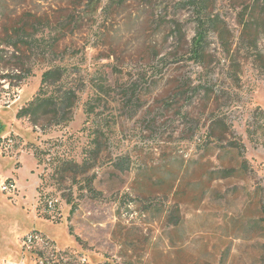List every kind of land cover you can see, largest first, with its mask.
Returning <instances> with one entry per match:
<instances>
[{"label":"rangeland","instance_id":"rangeland-1","mask_svg":"<svg viewBox=\"0 0 264 264\" xmlns=\"http://www.w3.org/2000/svg\"><path fill=\"white\" fill-rule=\"evenodd\" d=\"M0 126V264H264V0H0Z\"/></svg>","mask_w":264,"mask_h":264},{"label":"trees","instance_id":"trees-1","mask_svg":"<svg viewBox=\"0 0 264 264\" xmlns=\"http://www.w3.org/2000/svg\"><path fill=\"white\" fill-rule=\"evenodd\" d=\"M204 40V36H203V33H197L195 39H194V45H193V50L191 53V57H193L194 59L196 58H199L201 55H202V52H199L200 51V48H201V45H202V42ZM17 60H18V57H17ZM58 70L56 68H51L49 70H47L46 72H44L41 76V86L39 88V91L38 93H40L42 91V89L45 87V86H55L59 81H60V78L58 77L57 79L55 78L56 75H57V72ZM12 77V79H17V81H21V73L19 71H11V76L9 73H7L6 75L3 76V80H7L8 78L10 79ZM59 91L63 92L60 96L59 99L55 98L54 96H48V97H45L43 99L39 98V94L35 97V99L32 101V103L27 107V108H24L22 110H20L17 114V117L21 118L23 116H28L30 114V112H32L34 115H36L40 110L42 109H47V108H55V107H58L59 108H64L65 106L68 105V101L69 99H71V96L73 95V93H71L69 90H61V87H59ZM70 108H71V105H70ZM1 141V139H0ZM12 142L13 141V146L16 145L18 142V138L16 137H7V138H4V142ZM6 182H12V179H8L6 180ZM88 187H89V190L91 192H93V187H92V181H89L88 182ZM49 202H53V200H50V201H47L45 203V206L43 208V211L45 214H47L50 219L52 221H55L56 220V205L54 204L52 209H49V206H48V203ZM74 214V209L72 208L70 213H69V217H71L72 215ZM68 232H69V235L73 237L74 241H76L77 243H81L80 242V239L75 236L73 234V230L71 228L68 229ZM51 244L54 246L53 242H51Z\"/></svg>","mask_w":264,"mask_h":264},{"label":"built area","instance_id":"built-area-1","mask_svg":"<svg viewBox=\"0 0 264 264\" xmlns=\"http://www.w3.org/2000/svg\"><path fill=\"white\" fill-rule=\"evenodd\" d=\"M20 98V89H16V92L12 95V99L9 98L8 101L6 103H4V106L9 107L10 105H12L14 102L18 101ZM1 141H0V152L1 154H5L6 151H8L9 149H11L13 147V141L12 142H4V136L0 137ZM16 189V185L14 184V181L12 182H6V181H2L0 182V192L4 193V194H12L13 192H15ZM53 202H49L48 206L49 209H52L53 207ZM21 247L23 251H28V252H32V251H40V253H45L43 251H46L47 249L53 250L54 253H52V257H54L55 254V248L54 246L51 244V241L46 238L43 234H41L40 232L37 231H30L28 234H26L22 240H21ZM57 254H59V252H57ZM39 259H43L41 257H39ZM43 263H45L46 261L44 260H40ZM23 264V263H20Z\"/></svg>","mask_w":264,"mask_h":264},{"label":"water","instance_id":"water-1","mask_svg":"<svg viewBox=\"0 0 264 264\" xmlns=\"http://www.w3.org/2000/svg\"><path fill=\"white\" fill-rule=\"evenodd\" d=\"M2 127L0 126V133H1Z\"/></svg>","mask_w":264,"mask_h":264},{"label":"bare ground","instance_id":"bare-ground-1","mask_svg":"<svg viewBox=\"0 0 264 264\" xmlns=\"http://www.w3.org/2000/svg\"><path fill=\"white\" fill-rule=\"evenodd\" d=\"M11 142V141H10Z\"/></svg>","mask_w":264,"mask_h":264},{"label":"crops","instance_id":"crops-1","mask_svg":"<svg viewBox=\"0 0 264 264\" xmlns=\"http://www.w3.org/2000/svg\"><path fill=\"white\" fill-rule=\"evenodd\" d=\"M73 238V237H72Z\"/></svg>","mask_w":264,"mask_h":264}]
</instances>
